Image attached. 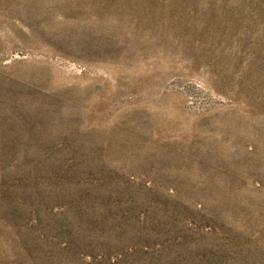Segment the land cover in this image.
<instances>
[{
	"label": "rangeland",
	"instance_id": "rangeland-1",
	"mask_svg": "<svg viewBox=\"0 0 264 264\" xmlns=\"http://www.w3.org/2000/svg\"><path fill=\"white\" fill-rule=\"evenodd\" d=\"M0 264H264V0H0Z\"/></svg>",
	"mask_w": 264,
	"mask_h": 264
}]
</instances>
